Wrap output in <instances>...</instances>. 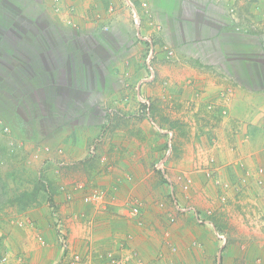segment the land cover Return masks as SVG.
<instances>
[{"label": "rangeland", "instance_id": "rangeland-1", "mask_svg": "<svg viewBox=\"0 0 264 264\" xmlns=\"http://www.w3.org/2000/svg\"><path fill=\"white\" fill-rule=\"evenodd\" d=\"M151 1L162 9L172 8L170 0H0V186L6 189L7 185L11 192L38 190L40 195L37 192L33 199L46 207L39 215L49 219L51 229L35 234L32 221L6 226L4 233L0 229V264H34L30 260L34 243L47 247L54 236L61 252L57 239L61 231L70 241V252L84 258L80 264H218L219 259L224 264V258L227 264H264V157L253 149L260 133L228 134L227 150L226 138L220 130L216 132L210 147L220 153L227 150L237 163L229 166L231 174H244V183L222 181L219 157L204 149L208 143L202 137L209 134L199 133L192 118L198 102L196 89L200 87L202 93L204 86H194L192 95L182 92L186 86L179 82L192 72L188 69L191 55L156 41L154 29L159 24ZM210 4L219 10L215 0ZM126 21L133 33L148 32L153 38L152 43L148 41L152 52L144 63L146 80L142 82L150 81L137 90L136 84L131 88L138 100L133 113H128L131 108L118 107V116L106 118L102 130L112 132V157L102 153L104 139L98 136L88 144L84 159L70 161L65 157L68 139H63L80 124L101 123L103 110L109 115L112 108L108 99L112 85L103 88L105 79L98 84L88 75L99 69L96 63L88 68L90 57L84 54L89 51L93 56V50L102 49L99 44L112 46V38L103 36ZM230 43L244 46L245 39L234 36ZM71 47H81L79 54L71 52ZM238 51L248 55L253 48L234 53ZM108 54L112 55V48ZM209 57L198 60L205 62ZM95 58L103 61L100 53ZM111 68L112 62L102 68L107 80ZM170 80L172 84L164 83ZM101 95L105 98L98 114L102 119L85 116L87 108L80 100L93 101ZM145 104L150 105L149 113ZM221 108L225 111L223 104ZM221 119L213 115L215 125ZM132 120L144 122L131 129ZM85 126L83 133L88 131ZM241 135L243 149L237 147ZM97 139L96 153L90 156V146ZM146 154L149 163L140 164V156ZM245 156L256 166L248 165ZM45 160L53 164H44ZM48 168L57 176L63 173L52 181H58V196H52L50 182L43 179L48 178ZM80 183L84 192L102 189L106 208L85 203L80 196L67 199V192ZM171 195L183 210L175 206ZM50 203L58 206V224ZM134 207L141 216L130 215ZM3 210L0 205V214ZM237 253L238 257L228 259ZM56 256L49 253L37 264H56Z\"/></svg>", "mask_w": 264, "mask_h": 264}, {"label": "crops", "instance_id": "crops-1", "mask_svg": "<svg viewBox=\"0 0 264 264\" xmlns=\"http://www.w3.org/2000/svg\"><path fill=\"white\" fill-rule=\"evenodd\" d=\"M170 1L172 3V8L167 10L162 9V7H157L151 1L150 6H153L151 11H155L153 14H156V22L159 24L156 26V29H154L157 38L156 41L163 46L166 44L168 48V45L174 48L177 47L176 49H179V51L181 50L182 52L184 51L183 53L186 55H191L189 57L191 58V65L188 69L191 68L192 72H190L191 74L189 76H184L182 80H180L182 82L179 83L182 86H186L182 92L190 95H192L195 90L193 88L194 86H204V92L202 93L198 91L200 87L196 89L198 92V102L196 105V112L194 113L195 116L192 117L195 118L194 128L197 129L199 133L205 132V134H209L202 137V139L208 143L204 149L206 152H215L219 157L221 161L219 162L220 179L226 183L233 180H240L244 183L242 181V176H244L243 171L233 172V174L229 171V166L234 165V167H236L237 163H235L234 159L229 157L227 153V148L230 147L228 134L253 132L255 136L257 133H260L258 140L253 142L255 145L253 149H255V153L258 152L264 157V0H215L216 3L220 5L219 10L217 9L218 11L213 10V5L210 4V0ZM126 22L127 24H125ZM126 22L115 25V27L103 36V38L107 36L112 38V46L105 47L99 44L102 49L93 50V56H89V51H87L88 55L86 51L80 52V54L86 52L84 57H90L88 58L90 63H87L88 68H91L89 65L91 63H96L98 65L99 70L93 73V75L89 72L88 75H91L94 79H98V84H102V79H105L106 83L103 82L105 83L103 88L112 85L109 95L107 94L112 108L109 109V115L103 110L102 113L104 117L102 119L98 114L100 113L99 110H102L100 105L103 104V102L101 101L105 99L103 95H101L100 98L93 99V101L87 98H82V101L79 99L81 105L87 108L83 111L85 112V116L93 117V119L100 117L99 120L102 119V122H95V124L91 126L86 124L88 127V131H85L86 133H83L84 130L81 129L85 125L80 124L74 131L71 130L69 133L71 135L70 137L62 138L63 141L68 139V141H66V146L69 147L70 153L67 152L65 157L70 161L74 160L76 162V160L79 161L80 159H84L87 148L89 147L88 144L91 143L92 138L98 136L104 139V146L102 147L103 152H101L112 157V146L114 147L111 140L112 132L108 135L107 132L102 130L103 125H106V118L112 117L113 119L118 116L119 112L116 110L118 107H124L126 109L131 108L128 113H133L134 109L137 107L138 100L134 95L135 91L131 88L136 84L137 90V87L143 84L142 81L146 80L144 76V63L149 60L148 58L152 52L151 47L150 51L148 49V41L152 43L153 38L148 36V32L139 31L133 33L131 23L129 21ZM153 28H155V26ZM234 36L245 39L244 46H232L233 43H230V40H232ZM185 47L188 48L186 49ZM111 48L112 55H106V53L110 52ZM244 48L249 50L253 48V53H249L248 55L240 54L242 53L241 51L236 52V54L234 53V50L237 51L238 49ZM71 49L70 51L74 54H79L77 50H81V47H71ZM147 52H150L148 54L149 56L146 55ZM96 53L102 55L103 61L95 58ZM208 54L210 57L205 62L198 60ZM238 54L245 58L239 57ZM107 62H112V76L110 80L106 79L107 75L102 70L104 64H107ZM173 69H176L175 66ZM90 79L89 77L88 80ZM149 81L150 80H148V82ZM148 82L144 83L142 87L145 85L147 86ZM164 83L170 85L173 82L170 80ZM103 88H101L102 91L105 90ZM105 92L107 91L105 90ZM129 96L131 99L130 101L127 100ZM62 98L67 100L65 95H63ZM218 101L224 105L225 111L222 110L220 103V106H218ZM132 107L134 109H132ZM182 113L183 110L180 114ZM217 114L221 115L222 119L215 125L216 120H213V115ZM238 118L241 121H238ZM230 121H232L231 126L229 125ZM113 122L115 124L118 122V119H115ZM143 122H135L132 120L129 127L131 129H136L143 124ZM133 123H135V127H133ZM219 123L220 127H218ZM164 128L166 127H163V130ZM219 130L226 138V142L223 145L227 150L222 153L210 147L213 136H215L216 132ZM244 143L245 138L241 135L240 139L237 141V147L243 149ZM145 156L144 158L140 156V158L143 159L139 160L140 164L142 163L145 165L149 163V160H147L148 155L146 154ZM245 161L248 165H254V167L257 164V162H252L246 156ZM68 162L69 161L66 160V163ZM262 163H264V160ZM44 164H53V162L45 160ZM62 169L63 168L60 170ZM46 172H49L48 178L43 179H47L48 182H50L52 196H58L60 192H58L57 189L58 181H52L56 179L54 177L61 178L63 173L57 176L55 173L58 172H53L49 168ZM18 179V177L15 178V181ZM2 186H0V205L4 210L2 214H0V229L3 233L6 226H17L20 221L27 223L28 221H32V223L36 225L34 229L35 234L40 232V234L44 235L46 230L51 231L49 219H47L46 216L41 217L39 215L40 212L46 210V207L40 206V204L33 199V196L35 197L37 192L38 195H40L38 190L34 192V190H32L33 187L23 190H21L22 188H18V190L14 189L16 192L13 190L11 192L8 190L9 187H7V185L6 189ZM242 186L245 187L244 185ZM61 201L63 200H60V202ZM52 240V245L49 244L47 247L43 248L39 242L34 243L35 247L30 252V260L33 261L34 264L42 261V256L48 258L49 253L52 254V252H54V255L57 254L56 261L59 260L61 252L57 249L55 236ZM238 256L237 253L235 257H229L228 259L231 260ZM227 263L228 262H226L224 258V264Z\"/></svg>", "mask_w": 264, "mask_h": 264}, {"label": "built area", "instance_id": "built-area-1", "mask_svg": "<svg viewBox=\"0 0 264 264\" xmlns=\"http://www.w3.org/2000/svg\"><path fill=\"white\" fill-rule=\"evenodd\" d=\"M148 102V100H145ZM149 103V102H148ZM143 108H145L146 112L148 111V113L150 112V105L145 104V106L143 105ZM143 111V110H142ZM98 139L90 146V150L88 152V154H90V156L95 155L96 151V146L98 145ZM66 162H62V164H65ZM42 182H45L46 185H48L49 183L47 182V180H44ZM185 188H187V186H185ZM80 192V193H78ZM68 194L66 195V198L69 199L70 201L75 199L76 197L80 196L81 200L85 203H89V204H94L96 206H100L103 208H106V204L108 203V200L106 198L105 192L102 189L99 188H95L93 190H89L87 192H84V187L83 184H78L76 185L70 192H67ZM172 196V195H171ZM172 199L174 200V204L175 206L180 209L183 210L182 208H180V206L178 205V201L175 198V196H172ZM50 206V210L52 211V214L54 216V219L56 220L57 224L59 223V218L60 213H59V209L58 206H56V204H49ZM130 215H134V216H141L140 214V209L138 207H134L132 209H130ZM223 240V243H225V237L222 235L221 236ZM60 246H61V255L59 260H57L56 264H66V263H71V264H80L81 262H83L84 258L78 254V253H71L70 252V241L68 240V238L66 237V233L61 231L58 233V237H57ZM220 259L218 264H220Z\"/></svg>", "mask_w": 264, "mask_h": 264}, {"label": "trees", "instance_id": "trees-1", "mask_svg": "<svg viewBox=\"0 0 264 264\" xmlns=\"http://www.w3.org/2000/svg\"><path fill=\"white\" fill-rule=\"evenodd\" d=\"M145 106V105H144Z\"/></svg>", "mask_w": 264, "mask_h": 264}]
</instances>
